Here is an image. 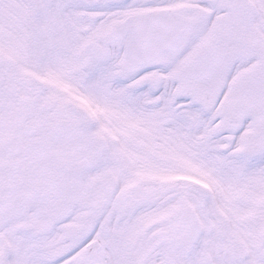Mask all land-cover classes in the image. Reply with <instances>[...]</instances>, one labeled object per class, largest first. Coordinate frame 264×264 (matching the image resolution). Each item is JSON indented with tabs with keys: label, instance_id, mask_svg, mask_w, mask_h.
<instances>
[{
	"label": "snow or ice",
	"instance_id": "snow-or-ice-1",
	"mask_svg": "<svg viewBox=\"0 0 264 264\" xmlns=\"http://www.w3.org/2000/svg\"><path fill=\"white\" fill-rule=\"evenodd\" d=\"M0 264H264V0H0Z\"/></svg>",
	"mask_w": 264,
	"mask_h": 264
}]
</instances>
